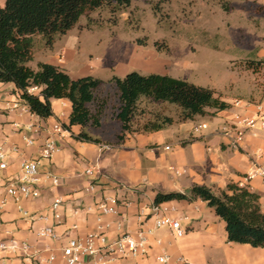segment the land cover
I'll list each match as a JSON object with an SVG mask.
<instances>
[{
	"label": "crops",
	"instance_id": "obj_1",
	"mask_svg": "<svg viewBox=\"0 0 264 264\" xmlns=\"http://www.w3.org/2000/svg\"><path fill=\"white\" fill-rule=\"evenodd\" d=\"M257 4L264 8V2ZM259 22L264 33V16ZM44 57L37 63L57 66L73 79L93 76L82 73L80 64L73 69L65 68L53 54ZM218 99L227 105L226 109H207L203 117L156 132L126 134L121 141L117 140L119 126L112 138L103 135L101 119L99 128L83 129L99 143H86L72 137L81 131L79 126L69 130L62 128L60 133L51 132L56 123L67 125L70 113L67 100H50L52 116L42 120L29 112L19 114L13 109L17 103L13 86L0 83V141L7 155L6 168L0 170V198L3 186L18 174L25 161L36 162L39 191L37 199L19 203L8 200L0 210V241L13 238L31 246L28 253L0 251V264H65L61 248L71 238L96 231L112 241L119 233L136 235L148 229L151 233L147 235L149 249L145 256L115 259L104 264H160L156 259L161 256L167 259L165 264H264V250L226 242L223 222L201 200L158 205L166 209L160 213L162 216L179 222L185 230L182 237H174L167 227L153 229L151 210L155 195L188 194L193 186H205L215 195L228 183L247 187L259 196L264 212V129L257 123L247 130L238 148L232 147L229 136L222 132L235 116H254L257 107L264 110V94ZM198 125L205 128L195 131ZM30 126L39 127V133L32 134ZM48 136L55 139L58 151L50 159H42L40 148ZM28 139L33 141L31 146L26 145ZM47 174L56 177L58 185L53 186L45 178ZM251 174L253 178L246 181ZM56 198L62 202L61 222L54 226L58 240L39 238L35 231L53 224L49 207ZM105 199L114 201L116 215L101 217L94 208ZM39 214L45 215L47 221L32 224L30 217ZM73 225L75 230H71ZM50 256L54 257L51 263L48 262ZM80 264L99 263L84 258Z\"/></svg>",
	"mask_w": 264,
	"mask_h": 264
},
{
	"label": "rangeland",
	"instance_id": "obj_2",
	"mask_svg": "<svg viewBox=\"0 0 264 264\" xmlns=\"http://www.w3.org/2000/svg\"><path fill=\"white\" fill-rule=\"evenodd\" d=\"M221 1L230 5V11H222ZM263 2L130 0L127 9L115 14L101 7L86 12L72 29L55 36L51 46L33 36L28 64L35 67L46 54H53L63 67L73 69L80 64L82 73L104 81L98 95L107 99L102 133L110 139L119 126L114 118L115 90L108 83L112 75L122 77L131 71L164 74L209 88L217 98L264 94V65L254 69L246 65L257 64L264 56L259 22L264 8L257 6ZM178 114L173 105L141 99L132 130L139 133L141 125L155 115L176 121Z\"/></svg>",
	"mask_w": 264,
	"mask_h": 264
},
{
	"label": "trees",
	"instance_id": "obj_3",
	"mask_svg": "<svg viewBox=\"0 0 264 264\" xmlns=\"http://www.w3.org/2000/svg\"><path fill=\"white\" fill-rule=\"evenodd\" d=\"M130 6V0H3L0 7V83L11 84L17 103L39 119L52 116L50 100H67L70 104L67 125L81 127L72 135L79 142L99 143L89 136L85 127L99 128L107 107V99L98 95L104 84L91 75L71 78L64 70L47 63L27 66L33 50L32 37L40 36L46 46H51L55 36L68 32L86 12L108 7L112 14ZM222 11H230L227 2H220ZM247 68L264 65L246 63ZM115 90L117 107L114 114L119 123L121 141L126 134L134 133L132 123L141 99L150 103H165L179 110L177 120L155 115L141 125L139 133L163 130L173 124L192 121L206 115L207 109L222 111L227 105L214 96L209 88L197 86L182 79L164 74H139L131 71L122 77L112 75L108 80ZM36 88L35 93L28 89ZM201 200L223 222L227 243L248 245L264 250V212L259 196L247 187L228 183L215 195L205 186H193L189 193H157L153 205L171 201Z\"/></svg>",
	"mask_w": 264,
	"mask_h": 264
},
{
	"label": "built area",
	"instance_id": "obj_4",
	"mask_svg": "<svg viewBox=\"0 0 264 264\" xmlns=\"http://www.w3.org/2000/svg\"><path fill=\"white\" fill-rule=\"evenodd\" d=\"M35 91L36 88L28 89V93L30 94ZM12 108L17 109L19 114L28 113V110L24 106H18L17 103H15ZM257 123L260 129H264V110L261 107H257L254 116H235L233 122L222 128V132L225 136H229L230 145L234 148H238L244 139L246 131L252 129ZM204 128L205 125H198L195 127V131ZM29 131H31L32 134H38L40 129L37 126H30ZM61 131L62 126L58 123L51 127V132L53 134L60 133ZM32 144V139L26 141L27 146H31ZM165 149L168 148L166 147ZM57 151L58 148L55 139L52 136H48L40 148V157L42 159H50ZM6 158L7 155L4 150V144L0 141V170L6 168ZM86 174H90V172L86 171ZM253 176V174L247 175L245 180L249 181ZM45 178L48 179L53 186L58 185V179L56 177L47 174ZM37 182L38 172L36 162H22L18 174L14 178L8 180L6 185L3 186L2 196L0 198V210L8 200L19 203L26 199H37L39 197V191L36 187ZM61 205L62 202L59 198L52 201L49 212L53 224L51 226L38 228L35 231L37 237L58 240V236L54 232V226L59 225L61 222V215L59 213ZM94 208H96L101 217L117 214L116 206L112 199H105ZM87 210L90 211L92 209L88 208ZM151 211L153 229L167 227L176 238L182 237L185 234V230L181 229L177 220L160 214L161 212H165L166 209H162L158 205H153ZM30 219L32 224L47 221V217L43 214L31 216ZM100 219V217L97 219L99 223L101 221ZM75 229L76 226L73 225L71 230ZM150 233L151 230L149 229L145 231L141 230L137 232L136 235L123 232L119 233L114 240L108 241L106 236L101 232H89L82 237L69 239L66 245L61 248L62 259L65 264H80L84 258H92L97 263L104 264L105 262H110L115 259L145 256L149 249L147 235ZM157 243H159V241H157ZM18 250L28 253L31 250V246L26 241H18L13 238L7 241H0V251L15 253ZM53 260L54 257L50 256L48 262L51 263ZM156 260L160 264H165L167 262V259L163 256L157 257Z\"/></svg>",
	"mask_w": 264,
	"mask_h": 264
}]
</instances>
